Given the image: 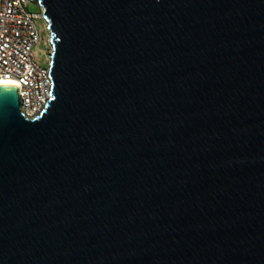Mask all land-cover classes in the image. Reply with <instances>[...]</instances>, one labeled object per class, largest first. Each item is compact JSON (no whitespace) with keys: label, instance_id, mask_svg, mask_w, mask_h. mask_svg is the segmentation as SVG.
<instances>
[{"label":"water","instance_id":"water-1","mask_svg":"<svg viewBox=\"0 0 264 264\" xmlns=\"http://www.w3.org/2000/svg\"><path fill=\"white\" fill-rule=\"evenodd\" d=\"M51 94L0 86V264H264V0H39Z\"/></svg>","mask_w":264,"mask_h":264},{"label":"built area","instance_id":"built-area-1","mask_svg":"<svg viewBox=\"0 0 264 264\" xmlns=\"http://www.w3.org/2000/svg\"><path fill=\"white\" fill-rule=\"evenodd\" d=\"M39 3V0H0V79L18 88L22 110L28 117L45 107L52 87L49 77L52 45L47 40L50 31ZM30 4L38 5L39 12H29ZM36 20L44 22L42 31ZM40 41L46 46L44 63L34 54Z\"/></svg>","mask_w":264,"mask_h":264},{"label":"rangeland","instance_id":"rangeland-1","mask_svg":"<svg viewBox=\"0 0 264 264\" xmlns=\"http://www.w3.org/2000/svg\"><path fill=\"white\" fill-rule=\"evenodd\" d=\"M28 10H29V12L38 13L40 8H39L38 5L30 4L29 7H28ZM35 24H36L37 28L40 31H42V29L44 27V22L42 20H36ZM48 39H50V34H48L47 40ZM45 48H46V46L43 43V41H40L34 48L35 57L37 58V60L40 61V63H44Z\"/></svg>","mask_w":264,"mask_h":264},{"label":"bare ground","instance_id":"bare-ground-1","mask_svg":"<svg viewBox=\"0 0 264 264\" xmlns=\"http://www.w3.org/2000/svg\"><path fill=\"white\" fill-rule=\"evenodd\" d=\"M0 86H15L13 83H9L0 79Z\"/></svg>","mask_w":264,"mask_h":264}]
</instances>
